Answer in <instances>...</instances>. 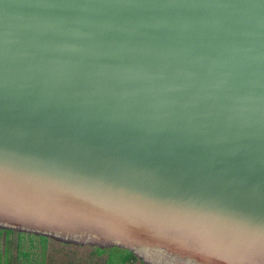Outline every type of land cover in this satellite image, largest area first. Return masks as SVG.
I'll return each mask as SVG.
<instances>
[{
  "label": "water",
  "instance_id": "obj_1",
  "mask_svg": "<svg viewBox=\"0 0 264 264\" xmlns=\"http://www.w3.org/2000/svg\"><path fill=\"white\" fill-rule=\"evenodd\" d=\"M0 230L264 264V0H0Z\"/></svg>",
  "mask_w": 264,
  "mask_h": 264
},
{
  "label": "rangeland",
  "instance_id": "obj_2",
  "mask_svg": "<svg viewBox=\"0 0 264 264\" xmlns=\"http://www.w3.org/2000/svg\"><path fill=\"white\" fill-rule=\"evenodd\" d=\"M12 238L10 250H7V245L3 246V243L0 242V257H3L4 254L11 260L17 255L15 257L18 258L17 264H128L124 262L127 253L118 248L107 249L104 254L97 257L96 255L92 256L94 247L91 246L70 245L53 240L43 243L40 239L28 236L19 237V239L17 235H12ZM17 242L22 243L20 251L22 250L24 254L16 249ZM131 264L142 263L137 261Z\"/></svg>",
  "mask_w": 264,
  "mask_h": 264
},
{
  "label": "trees",
  "instance_id": "obj_3",
  "mask_svg": "<svg viewBox=\"0 0 264 264\" xmlns=\"http://www.w3.org/2000/svg\"><path fill=\"white\" fill-rule=\"evenodd\" d=\"M12 236V235H17L18 237H25V236H28V237H35L37 239H40L43 243L46 242V241H50L49 239L45 238V237H37V236H34V235H29V234H21V233H17V232H13V231H5V230H0V236ZM11 243L9 240H7V242H5V245H7V250H10L11 249ZM22 246V243L21 242H17L16 244V249L20 252V253H23L22 250L20 251V249ZM117 249V248H116ZM122 250V249H120ZM107 251V249H100V248H97V247H94V250L92 252V256L96 255L97 257L101 256L102 254H104L105 252ZM127 253V255H125L124 257V262L128 263V264H131V263H135L137 261H139V259L136 258V256L131 253L130 251L128 250H123ZM108 253V252H107ZM109 261V256L107 257V260L106 262L108 263Z\"/></svg>",
  "mask_w": 264,
  "mask_h": 264
},
{
  "label": "crops",
  "instance_id": "obj_4",
  "mask_svg": "<svg viewBox=\"0 0 264 264\" xmlns=\"http://www.w3.org/2000/svg\"><path fill=\"white\" fill-rule=\"evenodd\" d=\"M19 238V237H18ZM18 238H17V240H18ZM13 238H12V236H0V242H2L3 243V246H5V242H7V240H12ZM20 239V238H19ZM21 239H23V238H21ZM17 256V255H16ZM15 256V257H16ZM15 257H13V258H11V260H10V258L9 257H7V256H5L4 254H3V257H0V264H10V263H12V264H17V259L15 258ZM12 261V262H11Z\"/></svg>",
  "mask_w": 264,
  "mask_h": 264
}]
</instances>
